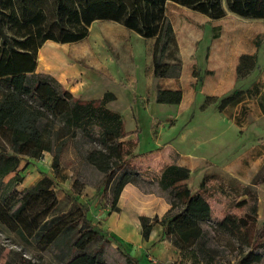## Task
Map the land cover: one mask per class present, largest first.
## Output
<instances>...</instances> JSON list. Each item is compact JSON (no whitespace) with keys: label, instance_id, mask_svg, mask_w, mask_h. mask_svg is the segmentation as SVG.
<instances>
[{"label":"trees","instance_id":"1","mask_svg":"<svg viewBox=\"0 0 264 264\" xmlns=\"http://www.w3.org/2000/svg\"><path fill=\"white\" fill-rule=\"evenodd\" d=\"M170 3L213 20L228 12L264 20V0H0V223L23 245L45 251L67 242L64 264H107L102 248H94L102 234L88 219L84 204L74 202L68 211L58 213L55 180L65 179L61 161L70 142L77 158L102 174L105 184L112 182L111 211H119L126 185L140 183L134 170L125 169L140 157L138 138L125 139L129 133L122 115L108 107L116 99L114 93L106 92L100 99L77 98L52 75L37 72L39 51L47 42H82L94 23L111 22L155 40L154 76L169 77L175 67L162 59L174 35L167 14ZM255 65L254 55L241 56L238 78L248 77ZM182 99L181 90L157 92L158 104L178 105ZM215 101L207 97L201 109ZM239 103L235 92L221 100L219 110ZM45 153L52 155L54 177L45 175L33 188L17 190L15 184L23 179L18 172L22 159L41 160ZM190 175L187 167L161 165L157 186L171 197L170 208L161 217L140 218L143 238L148 240L158 225L181 260L191 264H264V222L256 194L217 174L204 175L193 191ZM83 188V183L73 186L79 195ZM15 264L39 263L19 253ZM126 264L140 262L128 256Z\"/></svg>","mask_w":264,"mask_h":264},{"label":"rangeland","instance_id":"2","mask_svg":"<svg viewBox=\"0 0 264 264\" xmlns=\"http://www.w3.org/2000/svg\"><path fill=\"white\" fill-rule=\"evenodd\" d=\"M167 14L174 35L162 62L175 67L169 77L154 76L155 40H145L111 22L94 23L88 37L76 44L45 43L41 50L51 45L64 56V61L58 63L55 71L41 67L38 58V72L61 80L83 100L100 99L106 92L116 96L108 105L124 117L127 127L132 122V129L138 134L137 152H151L137 166L125 168L134 170L140 178L138 185H130L124 193L125 208L134 219L146 214L163 216L170 208L171 197L157 186L164 162L187 167L191 172L188 186L193 191L206 174H217L227 182L249 188L258 198L262 223L264 20L246 19L229 12L226 17L213 20L171 3ZM243 55H254L256 65L248 77L239 79L237 66ZM171 87L184 93L183 104H158L157 92ZM235 92L241 104L220 113L221 100ZM207 97L216 101L204 111L201 107ZM234 116L236 123L229 119ZM75 151L70 142L61 161L65 179L59 176L55 180L58 213L82 201L88 219L102 234L103 240L94 248H102L107 264H126L128 256L133 258V246H123L103 231L90 209L95 205L101 210L110 209L112 182L105 184L104 176L77 158ZM19 172L23 178L15 184L19 191L33 188L45 175L54 177L46 154L41 160L22 159ZM14 176L13 173L4 181L7 183ZM76 182L84 184L81 195L73 189ZM159 235L139 259L140 264H191L181 260L171 240H158ZM68 251L67 242L45 251L35 245H23L18 236L0 223V264H15L19 253L39 264H64Z\"/></svg>","mask_w":264,"mask_h":264},{"label":"crops","instance_id":"3","mask_svg":"<svg viewBox=\"0 0 264 264\" xmlns=\"http://www.w3.org/2000/svg\"><path fill=\"white\" fill-rule=\"evenodd\" d=\"M40 52H39V54H40ZM38 69H39V64H38V67H37V72H38ZM57 80L60 83H62L61 80H59V79H57ZM66 88H68V87H66ZM162 89L179 90L177 88H172V87L171 88H162ZM156 101H157V97H156ZM183 102H184V93H183V99H182L181 103L176 105V106L182 105ZM240 104L241 103H239L236 106L238 107ZM161 105H167V104H161ZM236 106H232V107H236ZM108 107L110 109L116 111V109L112 108L110 105H108ZM229 107H231V106H228L225 109H227ZM188 110H190V109H188ZM116 112H118V111H116ZM224 112L225 111L220 112V113L224 114ZM239 117H241V116H239ZM229 119H230V121L236 123L235 122L236 121L235 120L236 119L235 116L234 117H229ZM123 121H124V125H125V130H126V132L129 133V135L125 139L126 140H135V139H137L138 138V134H136L133 131L132 122H131V125L129 127H127L126 122L124 120V117H123ZM45 154H46V159L49 160L50 163L52 164V155L50 153H45ZM137 154H139L140 157L132 160L131 162H129V165L131 167L137 166L139 164V162H141L143 159H145L146 155H148V154L151 155V152L150 151L149 152H144V153H138L137 152ZM163 164H169V163H164L163 162ZM170 164H174V163H170ZM177 165L184 166V165H180V164H177ZM20 166H21V163H20ZM20 166L18 168V172H19ZM130 185L132 186V184L126 185L125 188L123 189L121 195H120V198H119V201H118V204H117V207L119 208V211H117V212L111 211V207H110V209H102L101 210V209H98V206H96V205L93 206V208H90V209H91V213H93V215H94V218H96L97 221L101 222V226H100L101 229L103 231H107L109 233V235H111V236L115 237L116 239H118L120 241L121 245L126 246V247H128V245L133 246L130 254H131V256L133 258L139 260L145 254V251H146L147 247H149L150 245L155 243V239H157L159 234H160L159 235L160 237H159L158 240H161V241L164 240L165 241V238L162 237V234H163L162 233V228L160 226H158V225H156L153 228L148 240H145L143 238V236H142V226H141V220H140L142 215H140L138 219H134L130 215V213L126 210V208H125V198H124L125 194L124 193L126 192L127 188ZM133 187H135V186H133ZM29 189H31V188H29ZM134 189H137V188L135 187ZM100 195H102V194L100 193ZM80 203L84 204L82 201ZM97 209H98V211H97ZM144 216L149 217V218H154L155 217V215L154 216H149L147 214L144 215ZM159 217H161V216H159ZM136 249L138 251L137 254H136V251H135Z\"/></svg>","mask_w":264,"mask_h":264},{"label":"bare ground","instance_id":"4","mask_svg":"<svg viewBox=\"0 0 264 264\" xmlns=\"http://www.w3.org/2000/svg\"><path fill=\"white\" fill-rule=\"evenodd\" d=\"M62 55L51 45L45 46L39 54V64L49 70L58 69V63H63Z\"/></svg>","mask_w":264,"mask_h":264}]
</instances>
